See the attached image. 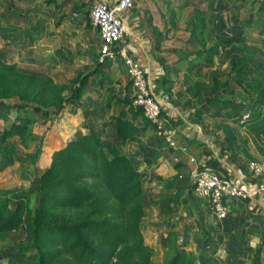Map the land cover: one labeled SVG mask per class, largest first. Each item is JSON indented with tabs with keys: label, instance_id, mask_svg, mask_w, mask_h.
<instances>
[{
	"label": "crops",
	"instance_id": "obj_1",
	"mask_svg": "<svg viewBox=\"0 0 264 264\" xmlns=\"http://www.w3.org/2000/svg\"><path fill=\"white\" fill-rule=\"evenodd\" d=\"M117 1L0 0L2 26L6 25L2 15L8 16L9 5L20 9V22L15 24L17 21L13 19L9 24L12 37L18 42L11 37L3 40L0 50L8 51L12 47L13 62L21 68L26 64L35 66L37 71L48 70L56 83L68 86L66 95L79 87L80 79H85L78 100L69 101L58 117L53 119L51 115L31 125L33 139L28 147L13 138L19 143L18 153H37V159L36 164L23 163L14 156V163L0 173L1 190L33 193L26 223L13 237L0 242V264H35L34 253L25 249L33 240V211L41 174L50 169L56 151L92 129L99 131L105 142L129 157L143 173L146 212L143 235L146 245L155 251L153 264H166L182 245L196 256V264H253L256 250L264 245V192L237 199L231 204L230 216L220 221L210 205L195 195L191 174L195 170H211L235 182L245 192L254 187L250 162L264 163V135H257L251 125H242L241 121L238 128V122L217 113L226 100L252 104L254 97L259 96L264 107V88L258 95L232 80L226 87L214 90L215 85L226 81L219 77L215 81L203 72L198 75L193 65L203 66L205 51L217 42L240 37L244 39L241 47L251 54L264 51V0H227L225 3L213 0L217 12L209 15L212 26L195 34L185 26L184 33L190 39L184 43L176 39L180 46L172 43L175 38L172 29L167 27L164 31L163 28L174 20V15L178 17L176 11L170 13L169 7L182 8L185 14L194 4L189 0H134V8L122 15L126 35L116 59L100 63L101 38L91 21L90 9L97 2L113 6ZM200 1L203 5L207 3ZM222 4L229 8L227 24H222L219 12ZM192 17L195 15L187 13L184 22ZM201 17L198 19L203 20ZM204 33L207 47L195 39ZM173 50L193 55H179ZM123 51L146 69L150 87L162 105L163 117L177 131L175 146L162 139L142 114L137 115L135 106L132 110L125 106L126 101L133 99V88L120 54ZM220 52L221 49L215 51L212 68L218 73ZM256 58L250 57L249 68L244 70V74L250 70L255 73L254 83L264 81V66ZM241 88L247 91V99H239L237 91ZM123 111L141 129L135 141L122 140L117 133L113 118ZM261 261L264 264V250Z\"/></svg>",
	"mask_w": 264,
	"mask_h": 264
},
{
	"label": "trees",
	"instance_id": "obj_2",
	"mask_svg": "<svg viewBox=\"0 0 264 264\" xmlns=\"http://www.w3.org/2000/svg\"><path fill=\"white\" fill-rule=\"evenodd\" d=\"M8 12L7 17L2 15L6 25L0 24V37L5 41L12 34L9 24L13 19L17 21L15 24L20 22L19 8L9 5ZM196 18L186 23L192 34L208 28L205 22L208 20ZM243 42L241 37L217 42L205 51L206 63L200 67L194 64L193 69L198 75L203 72L216 81L218 72L212 70L214 54L221 49L218 55L221 69L228 64L230 77L235 76L233 80L243 87L242 77L251 57L241 47ZM173 52L193 55L187 51ZM7 56L8 52L1 49L0 119L4 126L0 128V157L5 167L14 163V156L19 162L36 164L37 153H18L13 138L28 147L33 139L31 125L51 115L53 119L58 117L69 101L78 100L85 79H80L79 87L66 95L68 86H57L48 70L23 69L9 62ZM229 82L230 79L215 85L214 90L226 87ZM249 87L259 95L264 81L251 83ZM220 105L218 116L240 122L248 114L249 119L241 124H249L257 135H264V107L259 96L252 104L226 100ZM125 106L132 110L133 99L126 101ZM141 114L138 109L137 115ZM113 119L122 140L137 139L141 129L127 119L126 111ZM143 177L133 161L105 142L99 131L92 129L87 135L71 140L53 154L50 169L41 174L33 211V240L25 251L34 253L35 264H153L155 251L146 245L143 235L146 215ZM32 194L0 189V242L13 237L26 223ZM185 247L182 245L166 264H196V256ZM263 250L264 245L256 250L253 264H262Z\"/></svg>",
	"mask_w": 264,
	"mask_h": 264
},
{
	"label": "built area",
	"instance_id": "obj_3",
	"mask_svg": "<svg viewBox=\"0 0 264 264\" xmlns=\"http://www.w3.org/2000/svg\"><path fill=\"white\" fill-rule=\"evenodd\" d=\"M134 8V0H118L113 6L106 2H97L90 9V18L98 29L101 38L99 62L115 60L119 53V45L126 35L122 15ZM128 69L133 88V105L141 109L146 122L155 128L159 136L169 145L175 146L177 131L163 117L162 105L150 87L146 69L133 56L121 52ZM249 119L244 115L241 123ZM250 170L255 185L249 191H243L235 182L223 179L211 170H195L192 172V183L195 195L205 200L211 207L215 217L226 220L231 213V204L240 198L252 197L264 192V163L259 160L250 162ZM183 243V239H180Z\"/></svg>",
	"mask_w": 264,
	"mask_h": 264
},
{
	"label": "rangeland",
	"instance_id": "obj_4",
	"mask_svg": "<svg viewBox=\"0 0 264 264\" xmlns=\"http://www.w3.org/2000/svg\"><path fill=\"white\" fill-rule=\"evenodd\" d=\"M190 1V3H193L194 5L192 6L191 5V7L186 11V13L184 14V10H182V8L180 9V8H178V7H175V6H173V7H169V11H170V13H172L173 12V14L175 13V11H176V13H177V18H176V15H174L173 17H174V20L173 21H171V22H167V24H166V27H163L164 28V31H165V28L167 29V27H170V29H172V31H173V33H172V36L173 37H175V38H173V40H172V43H173V45H177V46H180L181 44L179 43V42H182V43H184L185 42V40H187V39H190V36H188L186 33H184V30H185V26H187V24H186V22H184V17H186V15H187V13H192V14H194L197 18H199V17H201V15H202V19L203 20H207V19H209V15L211 14V15H213L214 14V12H217V10H215L214 9V6H213V4H212V2H213V0H209V1H207V3L205 2L204 3V5L202 4L203 2H201L200 0H189ZM197 2H198V4H197ZM200 2H201V4H200ZM215 7H216V5H215ZM203 9V10H202ZM227 9H229L226 5H223L222 4V6L220 7V15H222L221 17H222V24H227L228 23V18H226V15L229 13L228 12V10ZM202 13L201 15H200V13ZM248 15H249V12H248ZM228 17V16H227ZM177 20H176V19ZM196 18V19H197ZM206 23H208V26L207 27H210V26H212V23L210 24L209 23V20L208 21H205ZM188 28V27H187ZM186 28V29H187ZM226 28V27H225ZM189 29V28H188ZM228 29V28H227ZM209 30H212L211 28H209ZM12 30H10V32H11ZM256 31V30H255ZM13 32V31H12ZM182 33V34H181ZM188 33V32H187ZM205 34L206 33H204L203 35H202V37L200 38V36L199 35H197V37L195 38L196 40H198L199 41V43H200V45L202 46V47H207V42H208V39L206 38V36H205ZM13 36V34H11V35H9V37L8 38H10L11 37V39H15V38H13L12 37ZM163 36V35H162ZM168 36V35H167ZM176 39L179 41H177L176 42ZM16 41H17V39H15ZM175 40V41H174ZM4 42H5V40H4ZM18 42V41H17ZM206 42V43H205ZM227 42V41H226ZM3 43V39H1V37H0V45ZM18 44H20V43H17V45ZM211 45V44H210ZM264 48V47H263ZM6 50V49H5ZM7 51V50H6ZM174 51V50H173ZM261 52L260 53H253V54H251V57H257L256 59H254L255 61H257L258 62V64H259V60L261 61V63H262V66H264V51H262V50H260ZM8 56H7V59L9 60V62H13L14 60H15V56L13 55V48L11 47V48H8ZM254 60L252 61V66H254ZM32 60L30 59V62H31ZM32 63V62H31ZM29 64V63H28ZM33 64H34V61H33ZM258 64H257V67H258ZM35 65V64H34ZM261 66V67H262ZM22 67H23V69H27V70H35V71H37V69H36V67L35 66H32V67H29V66H27L26 64L24 65V64H22ZM25 67V68H24ZM39 70V69H38ZM264 70H262V72H263ZM244 72H246V71H244ZM230 73V67L228 66V67H224V68H222L221 70H220V72L218 73V77H219V79H221L222 81H227V80H229L230 79V81H232L233 79H236V77L235 76H233V77H230V75L231 74H229ZM248 73V72H247ZM245 76H243L242 77V79L244 80V82H243V85H245L247 88H251V87H249V85L251 84V83H254V81L257 79V78H255V73L253 74V72H252V70H250V72L248 73V74H244ZM232 78V79H231ZM55 82V81H54ZM56 83V82H55ZM56 85L57 86H60V85H64V84H59V83H56ZM242 87V86H241ZM242 89V88H241ZM251 91H253V89H251ZM237 93H238V97H239V99H241V100H244V98L245 99H247V91L246 90H244V89H242V90H238L237 91ZM242 93V94H241ZM254 99L256 100V98L254 97ZM253 99V100H254ZM254 100V101H255ZM13 101V100H12ZM246 101V100H245ZM253 101V102H254ZM252 102V103H253ZM2 125H4V122H3V120H1L0 119V128H2ZM241 126H240V124H239V122H238V128H240ZM15 144L16 145H18L19 143H18V141L16 140L15 141ZM30 144V143H29ZM1 158V157H0ZM3 158H1V160H2ZM260 160H262V159H260ZM262 161H264V160H262ZM1 163H3V166L0 164V173H3L4 171L3 170H5L4 169V162H3V160L1 161ZM12 174V173H11ZM10 239V238H9ZM154 258V257H153ZM114 264H116V263H114Z\"/></svg>",
	"mask_w": 264,
	"mask_h": 264
}]
</instances>
